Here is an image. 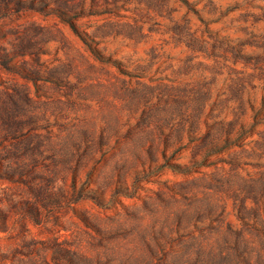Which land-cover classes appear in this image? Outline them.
<instances>
[{"label": "rangeland", "instance_id": "obj_1", "mask_svg": "<svg viewBox=\"0 0 264 264\" xmlns=\"http://www.w3.org/2000/svg\"><path fill=\"white\" fill-rule=\"evenodd\" d=\"M0 264H264V0H0Z\"/></svg>", "mask_w": 264, "mask_h": 264}]
</instances>
